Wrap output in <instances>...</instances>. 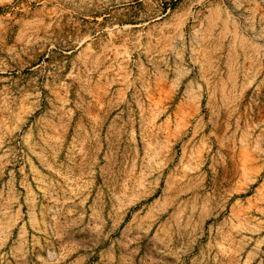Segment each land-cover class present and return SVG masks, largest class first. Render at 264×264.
Instances as JSON below:
<instances>
[{"label":"rangeland","instance_id":"obj_1","mask_svg":"<svg viewBox=\"0 0 264 264\" xmlns=\"http://www.w3.org/2000/svg\"><path fill=\"white\" fill-rule=\"evenodd\" d=\"M0 0V264H264V0Z\"/></svg>","mask_w":264,"mask_h":264},{"label":"bare ground","instance_id":"obj_2","mask_svg":"<svg viewBox=\"0 0 264 264\" xmlns=\"http://www.w3.org/2000/svg\"><path fill=\"white\" fill-rule=\"evenodd\" d=\"M146 1H147V0H146ZM146 1H145V2H146Z\"/></svg>","mask_w":264,"mask_h":264}]
</instances>
